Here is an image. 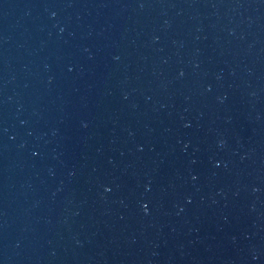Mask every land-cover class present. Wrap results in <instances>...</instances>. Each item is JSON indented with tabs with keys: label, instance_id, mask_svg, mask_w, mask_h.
Here are the masks:
<instances>
[{
	"label": "water",
	"instance_id": "water-1",
	"mask_svg": "<svg viewBox=\"0 0 264 264\" xmlns=\"http://www.w3.org/2000/svg\"><path fill=\"white\" fill-rule=\"evenodd\" d=\"M0 264H264V0H0Z\"/></svg>",
	"mask_w": 264,
	"mask_h": 264
}]
</instances>
